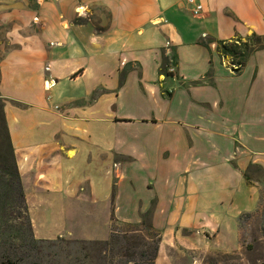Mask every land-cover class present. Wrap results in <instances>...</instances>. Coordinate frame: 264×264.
I'll list each match as a JSON object with an SVG mask.
<instances>
[{
  "label": "crops",
  "instance_id": "obj_1",
  "mask_svg": "<svg viewBox=\"0 0 264 264\" xmlns=\"http://www.w3.org/2000/svg\"><path fill=\"white\" fill-rule=\"evenodd\" d=\"M199 1L195 16L185 0H0V124L34 227L31 194H81L150 211L154 264H174L175 246L238 247L239 216L260 203L250 164L264 184V48L237 72L200 41L264 36V0Z\"/></svg>",
  "mask_w": 264,
  "mask_h": 264
},
{
  "label": "trees",
  "instance_id": "obj_2",
  "mask_svg": "<svg viewBox=\"0 0 264 264\" xmlns=\"http://www.w3.org/2000/svg\"><path fill=\"white\" fill-rule=\"evenodd\" d=\"M212 41L216 43L220 57H228L230 64L237 67L235 70L237 72L255 51L264 48V36L255 32L245 37L237 35L230 39L206 38L200 42L207 47ZM176 60V50L171 47V63L175 67ZM168 64L167 58H164L160 70L164 75L173 74L167 72ZM124 73L125 70L122 74ZM163 93L169 95L166 91ZM2 105L0 101V121L4 125ZM4 143L6 156L0 157V264H43L45 259L43 247L40 245L43 240L37 239L33 233L24 186L14 160L7 130ZM248 168L262 175L260 166L250 164ZM244 176L249 181V173H244ZM113 197L114 192L112 200ZM260 206L259 203L253 212L240 214L239 222L257 214ZM260 215L264 216V211ZM110 221L112 223L108 239L78 241L83 246L78 251L81 257H75L74 264H86L87 260L88 264H154L161 233L153 226L150 211L142 212L137 223L124 222L126 229L118 228L117 224H114L118 219L113 215Z\"/></svg>",
  "mask_w": 264,
  "mask_h": 264
},
{
  "label": "rangeland",
  "instance_id": "obj_3",
  "mask_svg": "<svg viewBox=\"0 0 264 264\" xmlns=\"http://www.w3.org/2000/svg\"><path fill=\"white\" fill-rule=\"evenodd\" d=\"M5 139L6 134L0 124V157L6 156ZM126 146L129 147L130 144ZM251 172L254 180L258 181L261 186V206L257 214L239 222L240 237L238 247L228 252L214 251L204 253L199 250L175 246L169 250L174 264H264V216L260 215L264 211L262 210V207H264V184L257 172ZM81 190L82 193L83 191L87 192L86 189ZM33 197L34 195L31 194V200L33 201L34 199L37 206L33 208L34 206L32 205V213L39 227H34L33 225L32 227L34 236L43 240L40 244L43 247L42 253L45 259L43 264H74V258L77 256L81 257V253L78 251L83 246L78 241L84 239L75 237L74 233L82 234L85 237H102L84 240L108 239L112 215L118 219V222L114 224H117V227L122 229H126L124 222L137 223L140 220L141 212H132L131 201H126L125 204L122 203L121 205V207L125 205V208L130 209L116 213L113 210L108 212L107 202L100 199L86 200L88 196L81 194L76 196L59 195L57 196L58 198L56 197L55 200L49 202L51 204L38 202ZM75 197H80L82 202L75 201ZM32 201L31 203H33ZM48 205H50L49 209H47ZM119 215L126 218L123 219ZM108 219L109 225L107 226ZM88 263L89 260L86 261V264Z\"/></svg>",
  "mask_w": 264,
  "mask_h": 264
},
{
  "label": "built area",
  "instance_id": "obj_4",
  "mask_svg": "<svg viewBox=\"0 0 264 264\" xmlns=\"http://www.w3.org/2000/svg\"><path fill=\"white\" fill-rule=\"evenodd\" d=\"M185 4L190 8V11L192 12L193 15H199L201 10H202V4L200 3L199 0H185ZM230 63V60H229ZM233 67H236L234 64H231ZM48 66L45 67V70H48ZM167 72H171L174 73L176 68L175 66L171 63V60L169 62V64L167 65L166 68ZM53 80L49 79V80H45L44 85L45 87L48 89L53 85Z\"/></svg>",
  "mask_w": 264,
  "mask_h": 264
},
{
  "label": "water",
  "instance_id": "obj_5",
  "mask_svg": "<svg viewBox=\"0 0 264 264\" xmlns=\"http://www.w3.org/2000/svg\"><path fill=\"white\" fill-rule=\"evenodd\" d=\"M237 68H232V71H235Z\"/></svg>",
  "mask_w": 264,
  "mask_h": 264
}]
</instances>
